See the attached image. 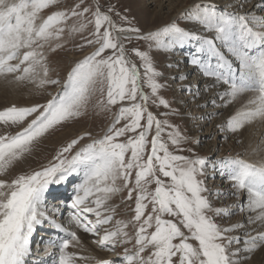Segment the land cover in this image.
<instances>
[{
  "label": "snow or ice",
  "instance_id": "snow-or-ice-1",
  "mask_svg": "<svg viewBox=\"0 0 264 264\" xmlns=\"http://www.w3.org/2000/svg\"><path fill=\"white\" fill-rule=\"evenodd\" d=\"M250 2L236 0L228 5L234 9L229 11L194 0L177 19L142 31L115 5L102 7L99 0H77L68 10L52 11L46 18L42 13L58 0H0V79L36 89L60 85L46 103L0 110L5 129L0 133V176L13 172L44 139L90 107L116 109L101 137L88 133L73 138L39 169L0 179V264H29L31 238L45 222L63 233L45 245L58 249L52 264H87L90 259L68 251L80 243L73 226L98 237L93 243L101 250L123 248L118 264H243L248 254L264 246V231L244 232L243 239L230 235L244 225L218 222L235 212L232 206L214 207L206 184L216 174L227 179L233 188L230 195L241 200L239 210L249 213L248 223L264 227V162L199 157L182 146L187 137L177 126L149 107L151 102L171 109L160 95L162 73L152 53L191 47L188 63L214 80V87H224L222 100L251 94L228 120V130L264 121V14L242 11ZM73 20L76 23L70 25ZM85 31L86 45L93 51L73 63L62 84L51 79L49 53L64 46L66 33L71 38ZM133 40L142 42L144 50H129L127 44ZM11 129L18 131L13 134ZM73 176L80 182L67 205L73 211L65 227L49 215L47 201L51 186ZM124 192L122 202H134V207L129 205L133 215L113 225L116 210L108 202ZM214 195L221 199L223 193ZM130 226L134 235L127 230Z\"/></svg>",
  "mask_w": 264,
  "mask_h": 264
},
{
  "label": "rangeland",
  "instance_id": "rangeland-1",
  "mask_svg": "<svg viewBox=\"0 0 264 264\" xmlns=\"http://www.w3.org/2000/svg\"><path fill=\"white\" fill-rule=\"evenodd\" d=\"M93 2L94 0H86L87 4H92ZM193 2L194 0H99V3L102 7H106L109 4L115 5L117 11H119L122 15L127 16L128 19L131 20L133 24L139 27L142 31L154 30L174 19H177V17ZM75 3H77V0H58V4L55 7L46 10L44 13H42V15L46 18V16L50 14L52 11H66L70 7H72ZM217 3H220V7L218 6L217 8L220 9L224 8L223 0L221 2L217 1ZM262 8L263 6L261 7V9ZM72 23H76V21L74 20L69 21L70 25ZM179 23L181 27L186 26L183 21H179ZM87 36H88V31H85L83 33V36L80 34H76L71 38H68L66 33L64 37V46L55 52L49 53L48 62H49L51 79H59L62 84L64 82L67 73L70 71V68L72 67L73 63L83 59L84 56L90 54L93 51L92 47L86 45V41L84 38ZM82 44H84L85 47L81 48L80 45ZM127 47L129 48V50H131L132 48H140L141 50H144L143 43L138 42L136 40H133L130 44H127ZM178 53L180 54L183 53V50L180 51L176 49L172 52L152 53L155 66L157 70L162 73L161 77H159V83H161L164 87L160 92V95L168 101V103L171 105V109L168 110L162 107L157 108L152 106L151 102H149L150 110L154 114H156L158 118L162 120L167 119L170 123L176 125L177 128L180 130V132L185 137H187V143L182 145L184 148L191 149L195 153V155L205 158L209 161L211 158L215 160V158L218 156L219 150L221 149L220 146L214 149L212 153H210V155L206 153L204 154L205 152L204 148H206L207 144L211 143L212 141H216L214 134L209 133L210 129L206 130L208 127L210 128L209 125L210 123H206L204 127H201L197 132L196 131L194 132L195 128L192 126V121L189 120L186 117V115H184L186 112H189L191 108L182 105V103L178 101L179 95L176 91L178 89L175 86L176 85L175 77L173 78L170 77L171 70L174 69V66L172 65L173 63L167 62L168 59H172V61L175 63L174 60L176 57L175 55H179ZM165 54L167 55L170 54V55L163 57L165 56ZM135 62L139 64L138 60H136ZM185 62L188 63L187 60H185ZM182 63L183 62H179V64L175 68L176 71L181 72L185 68V65ZM194 74L198 75V77H201V74L197 70L192 72L190 71L189 73L190 76H194ZM20 90H22L20 96L16 97L15 101L11 104L7 103L8 99H6L5 97L4 99L0 98V105L1 104L5 105L2 108H0V110H3L5 107L11 106L13 104L20 107H28L37 103L40 104L46 103L48 99H51V95H55L60 90V85H50V86H46L43 89H36L32 85H26V86H21ZM145 91L147 92L148 89L145 88ZM228 105H232V103H229ZM115 111H116L115 108H113L112 112H104L99 109L90 107L89 110L81 117H79L77 120H75L74 122H70L67 126L63 128H58L55 132L49 135L46 139L43 140L42 143H40L37 146L34 153L30 157H28L26 161L17 165V167L13 170V172L8 174L7 176H0V179L11 180L12 178H14V175L19 174L20 172L39 169L41 165L47 163V161L55 154V152L61 146L65 145L67 142H70V140L73 138L88 133H90L91 136L96 138L101 137L103 133L106 131L107 127L110 125L112 119L114 118ZM166 111L170 112L168 116L165 117L160 115L161 113H164ZM222 114L223 111H218L215 114L214 119L218 118ZM4 131H5L4 127L0 125V133ZM10 131L14 134L16 131H18V129H11ZM225 134H226V138L228 136L231 137V135H227L229 134V132L228 133L225 132ZM236 144L240 146L239 149L242 150V152L245 151L244 149L246 148V139L238 140ZM183 154L190 155L191 153L185 152ZM246 161L255 164L251 161H248L247 159ZM79 182H80V178L73 176L70 177L69 180L62 185L51 186V190L48 195V198H50L51 202H54L55 199L61 197L62 193L59 194L57 189L59 190V188H62L63 186V191L69 192L70 195L66 200L67 202L65 205L66 210L68 213L72 212L73 210L67 207V205L71 202V198L74 195L73 193L74 190H72L71 187ZM206 184L208 189L211 190L210 189L211 185L209 186L210 184L209 179H207ZM53 191L54 194L51 195ZM126 195H127L126 192L118 194L112 197V199L108 202L109 206L114 207L116 210L113 225L115 223V220L129 221L132 218L133 212L131 211V207H129V205L134 207V202L132 201L122 202L123 197H126ZM211 201L214 205L212 198ZM214 207L216 206L214 205ZM233 212H235V215L232 217L233 219L235 218V220H237L238 218L243 220V218L245 217L244 212L240 213L237 210H233ZM90 218L92 220L95 219L94 216H90ZM65 227H69V226L65 225ZM72 230L76 231L77 235H79V233L86 235L87 236L86 240H89L91 242L98 239V237H94L91 236L90 234H86L82 230L75 229L74 226L72 227ZM127 230L130 235H134V229L131 226ZM39 238H42V236H40ZM40 240L41 239H39V242ZM92 246L96 248V250L106 253L105 254L106 256L113 255L115 257V259H113L114 260L113 262H115V264H118L119 258L123 254V248H117L116 251L113 252V251L101 250L99 246H95L94 243ZM127 247L132 248V245L131 244L127 245ZM55 251L58 252L57 249L51 252H55ZM90 259H91L90 261H92V257H90ZM250 259L251 257L247 259L248 263L251 262Z\"/></svg>",
  "mask_w": 264,
  "mask_h": 264
},
{
  "label": "bare ground",
  "instance_id": "bare-ground-1",
  "mask_svg": "<svg viewBox=\"0 0 264 264\" xmlns=\"http://www.w3.org/2000/svg\"><path fill=\"white\" fill-rule=\"evenodd\" d=\"M217 1L221 2L222 0H206V2L220 7V3H217ZM196 2H204V0H196ZM223 2V9H225L228 8V5L236 3V0H223ZM262 6L263 8L261 9ZM228 10L233 11L234 9L229 8ZM242 11L264 14V0H251V2L246 5L245 9ZM178 50H183V53H178L179 55H175V63L172 61V59L167 60L168 63H173L172 65L174 66V69L171 70L170 77H175V86L178 89L176 91L179 95V99H177L182 103V105L191 108V110L186 112L184 115H186V117L192 121V126L195 128L194 132H197L201 127H204L206 123H210V128L208 127L206 130L210 129L209 133L214 134L216 138V141H212L211 143L207 144L206 148H204V154L206 153L210 155L214 149L220 146L221 149L219 150L218 156L215 158V160L211 158L210 161L215 162L225 158L240 157L245 161L247 159L248 161H251L257 165L264 162V121H260L259 119L254 120L245 124L242 128L235 132L229 131L227 128L228 120L233 115H235L238 110L244 107V105L247 103L248 95L251 94L241 95L236 100L230 101L228 98L222 100L220 98V93L224 91L223 86L218 85L214 87V80L203 77L202 75L201 77H198L196 74H194V76L189 75L190 71L192 72L197 70L189 63L185 62V60L189 61L191 58V47H186L183 49L178 48ZM169 55L165 54L163 57ZM179 62H183L182 64L185 65V68L181 72H178L175 69ZM181 76L184 77L183 80L179 79ZM20 87L21 86L19 85L9 84L3 79H0V98L4 99L5 97L8 99L7 103H13L16 97L20 96L21 94L22 90H20ZM229 103H232V105H228ZM3 106L5 105L1 104L0 108ZM218 111H223V114L214 119V116ZM225 132H229L227 135H231V137L228 136L229 138H226ZM241 139H246V148L244 149V152H242V150L239 149L240 146L236 144L237 141ZM209 183V186L211 185L210 192L213 193L211 198L216 207L232 206L231 211L237 210L241 213L239 210L241 200L230 195V193L233 191V188L227 179H224L219 174H216L214 179L209 178ZM74 187L75 185L72 186L71 189L74 190ZM218 191L223 193L221 199H217L214 195ZM61 193L63 195L61 194V197L55 199L54 202H51L50 198H48L47 203H49V215L52 216V218H54L57 223H61L64 226H69L67 222L71 212L68 213L65 207L69 192ZM244 215L245 217L243 220L240 218L235 220V218L233 219V217H230L225 218L222 221L218 220V222L222 223L223 226H230L238 222L242 223L244 225L243 228H241L238 232L230 233V235H240L241 239L244 238V232H250L252 235H256L258 231H264V227H260L258 224L248 223L249 213L247 211L244 212ZM40 236H42V238H39ZM58 237L62 238L63 233H57L56 230L50 227L47 222L37 226V229L31 238L32 258H30L29 264H39L40 261H43L44 264H52L53 259H55V257L58 255V252L51 251H54L57 248L48 247L46 249L45 245L48 241L55 240ZM78 237L80 239V243L70 245L68 249L69 252L89 258L92 257V261H90L91 259H88L87 264H97V261H114L113 259H115V257L113 255L106 256V253L96 250V248L92 246L93 241L91 242L86 240V235L79 233ZM39 239H41L40 242ZM95 246L98 245L95 244ZM233 247L235 248L238 246L234 245ZM50 253L52 254L51 256L49 255ZM241 255L246 254L241 253ZM248 255L251 257V262L248 263L247 260H244L243 264H264V246L259 247L254 253ZM79 264H85V262L79 261Z\"/></svg>",
  "mask_w": 264,
  "mask_h": 264
}]
</instances>
